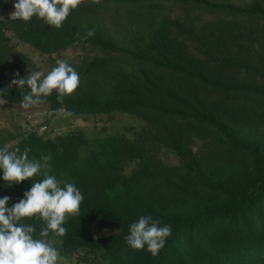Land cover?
Returning a JSON list of instances; mask_svg holds the SVG:
<instances>
[{
  "label": "trees",
  "instance_id": "16d2710c",
  "mask_svg": "<svg viewBox=\"0 0 264 264\" xmlns=\"http://www.w3.org/2000/svg\"><path fill=\"white\" fill-rule=\"evenodd\" d=\"M4 2L8 8L18 0ZM170 2L179 6L183 22L179 17L173 23L159 18L161 6ZM114 9L150 24L146 35L129 41L130 51H123L101 25L100 18ZM172 27L177 32L172 33ZM92 29L94 35L85 38ZM7 32L41 54L76 43L89 44L103 54L101 64L89 71L99 72L101 80L93 83L102 92L86 93L85 86L79 87L63 103L53 92L45 98L52 111L63 110L84 120L123 113L147 126L132 141L111 137L90 145L75 135L57 137L53 143L31 139L36 160L52 151L70 162L73 172L85 153L89 162L110 165L116 172L120 165L139 160L142 167L138 170L136 164L131 179L134 183L145 179L148 185L133 199H122L121 186L88 188L84 182L59 177L50 165L48 175L75 184L84 197L80 216L69 217L63 225L66 234L44 238L59 244L61 256L86 250L90 257L83 264H264V0L248 5L216 0H101L100 4L85 0L61 29L37 17L31 22L0 20V96L17 104L30 89L12 84L20 79L25 60L10 56ZM117 52L131 57L137 75L117 69L111 62ZM195 139L207 141L205 156L196 157L191 151ZM166 144L179 156L178 168H167L158 158L160 145ZM42 179L37 175L5 191L8 185L0 170V199L7 196L9 204L19 202L32 183ZM170 201L177 214L163 206ZM148 215L172 229L155 258L147 246L135 250L125 239L130 225ZM20 223L33 226L37 239L46 227L35 218ZM104 229L111 233L99 236Z\"/></svg>",
  "mask_w": 264,
  "mask_h": 264
},
{
  "label": "rangeland",
  "instance_id": "374dc122",
  "mask_svg": "<svg viewBox=\"0 0 264 264\" xmlns=\"http://www.w3.org/2000/svg\"><path fill=\"white\" fill-rule=\"evenodd\" d=\"M4 1L6 0H0V20L6 21L16 19L12 18V14L15 12L14 6L4 8ZM216 1L218 3L248 5L253 0ZM161 9H163V14H161L159 18L165 16L168 22L172 23L177 17L180 18L181 22L184 21L183 14L178 10L179 6L170 2L168 4H163ZM119 10L114 9L109 11L105 17L100 18V22L101 25L105 27L106 33L108 32L110 36L117 39L118 45L123 51H130V49H132V44L129 41H132L137 35H146L150 24L146 19L139 20L133 17V15H129L130 18H127V14ZM190 17L193 18V15ZM171 31L172 33L177 32L174 27H172ZM6 35L8 38L6 45L10 47V56L14 59L20 58L25 60L23 66L24 71L20 79H26L30 75V72L41 71L46 75L56 66V61L58 59H63L79 74L80 88L85 86L86 93L90 92L97 94L102 92L101 90H97V85L94 84L101 80L100 74H98L99 72H89L90 67L94 65V69H96L98 64H101L103 58V54L96 47L86 43H76L61 51L48 55L41 54L30 46L19 42L10 32H7ZM111 62L117 65V69L123 71V74L128 76L132 75V73V76L139 73V69H137L134 61L131 60V57L128 55L121 54L120 52L114 53L112 54ZM87 74H89V80L83 78ZM13 79H15L14 75ZM146 127L144 121L128 114L114 113L108 117L89 118L84 120L80 117L69 116L65 114L63 110L54 112L50 109L48 102L25 109L21 106V103L10 104L0 96V148H3L6 144H10V150L19 148L21 154L27 148L29 150L28 156L30 160H36V155L33 156L32 153L33 142L31 139H40L46 143H53L57 137L75 135L90 145L95 141L107 140L108 138L111 139V137H120V139L124 138L132 141L137 139L138 135L142 133L143 129ZM163 139H165L163 142H171L168 138ZM26 143L29 145L25 147L24 144ZM167 144L160 145L158 158L163 166L172 169L178 168L180 165V158L174 149H172V146H168ZM207 147H209L207 141L195 139L191 145V151L196 157H203L208 151ZM34 149L36 150L35 147ZM86 154L87 153L84 154L80 165L76 166L77 168L74 172L70 167V162L64 160L59 154L52 151L49 154L51 159L48 161V164L52 167L55 166L54 169H57L59 177L64 178L66 181L75 179L81 183L84 182L83 184L87 185L85 187L88 188H97L99 184H107L108 187L116 184L117 189L121 186L122 199H133L134 196L138 195L140 192H145L147 190L148 185L145 179H143L141 183H134L131 179L133 171L137 167L136 164H138V170L142 167L139 160L133 163L120 165V170L116 172V168L113 169L110 165L105 166L95 162H89L88 158L85 157ZM89 165H92V168L88 167ZM80 177H87L89 180H83ZM4 185H8L6 181H4ZM8 188L9 187L4 186L3 190L8 191ZM16 203L18 202L8 204V207L11 208ZM173 203V201H170L163 206H165V209L169 213L177 214L179 210L177 207L173 208ZM110 233L108 229H104L101 230L98 235L103 237L108 236ZM48 241L53 242V246L56 247L57 250L59 249V244L56 241ZM89 255L90 253L86 250H79L68 256L60 255L62 259L59 264H83L84 260L90 257Z\"/></svg>",
  "mask_w": 264,
  "mask_h": 264
},
{
  "label": "clouds",
  "instance_id": "9594fccd",
  "mask_svg": "<svg viewBox=\"0 0 264 264\" xmlns=\"http://www.w3.org/2000/svg\"><path fill=\"white\" fill-rule=\"evenodd\" d=\"M85 0H18L14 4L12 18L31 22L33 17L43 20L55 29H61L72 11L77 10ZM100 4L101 0H92ZM95 30H89L85 38L93 36ZM79 35V34H78ZM19 74L17 73V76ZM18 88L25 85L30 93L23 96L21 106L25 109L41 105L45 98L57 93V100L63 103L64 97L73 96L80 87V76L65 60L58 59L56 66L46 75L41 71L30 72L26 79L13 80ZM71 115V113H70ZM6 144L0 148V170L8 187L19 185L26 180L33 181L37 175L44 179L33 182L25 193V198L8 207L10 198L0 199V264H59V251L48 241L50 233L63 237L66 228L63 226L69 217H79L80 207L84 199L80 190L73 183L57 180L47 174L51 156H43L41 160H30L29 150L20 153L19 148L10 150ZM63 184V187L61 185ZM40 219L46 227L34 238L36 229L21 224L25 219ZM129 235L125 237L127 244L135 250L147 251L155 258L165 247L172 234L170 225L160 226L152 216H141L138 222L130 225Z\"/></svg>",
  "mask_w": 264,
  "mask_h": 264
}]
</instances>
